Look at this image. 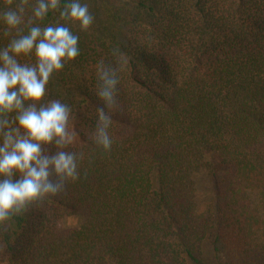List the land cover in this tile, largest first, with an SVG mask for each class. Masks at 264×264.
<instances>
[{"label":"trees","instance_id":"trees-1","mask_svg":"<svg viewBox=\"0 0 264 264\" xmlns=\"http://www.w3.org/2000/svg\"><path fill=\"white\" fill-rule=\"evenodd\" d=\"M82 2L87 31L61 19L70 0L41 24L79 40L43 101L70 110L78 175L53 172L58 193L0 222V264H264V0ZM101 63L119 78L114 109L97 95Z\"/></svg>","mask_w":264,"mask_h":264},{"label":"clouds","instance_id":"clouds-1","mask_svg":"<svg viewBox=\"0 0 264 264\" xmlns=\"http://www.w3.org/2000/svg\"><path fill=\"white\" fill-rule=\"evenodd\" d=\"M60 3L9 0L0 8V30L10 38L7 45L0 46V222L45 195L58 193L62 184L53 182V172L61 182L78 175L76 155L63 150L75 139L69 128L70 110L58 100L43 105L52 76L80 54L78 37L69 27L59 23L41 26ZM60 17L78 23L83 31L94 19L82 0H70ZM26 18L30 26L25 29ZM33 18L39 23H31ZM33 55L34 64L20 60ZM97 75V95L105 107L114 109L119 84L116 71L101 63ZM110 124L111 117L101 108L95 140L105 152L113 143ZM53 144L58 150L46 155L44 146Z\"/></svg>","mask_w":264,"mask_h":264},{"label":"rangeland","instance_id":"rangeland-1","mask_svg":"<svg viewBox=\"0 0 264 264\" xmlns=\"http://www.w3.org/2000/svg\"><path fill=\"white\" fill-rule=\"evenodd\" d=\"M65 220L68 227H78L80 224V217L79 216H68Z\"/></svg>","mask_w":264,"mask_h":264}]
</instances>
